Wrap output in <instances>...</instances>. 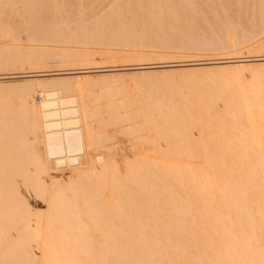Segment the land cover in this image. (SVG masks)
I'll return each mask as SVG.
<instances>
[{"label":"bare ground","instance_id":"obj_1","mask_svg":"<svg viewBox=\"0 0 264 264\" xmlns=\"http://www.w3.org/2000/svg\"><path fill=\"white\" fill-rule=\"evenodd\" d=\"M25 1L26 0H24L23 2L27 4V2ZM27 1H28L27 6L29 5L28 7L29 11L27 13L28 16L29 15L31 16V20H33L31 21L30 19H28L29 25L31 22H33L32 25L35 31L37 30L38 32L44 31V33L45 31H49L50 34L51 32H57L56 34H58L59 36L61 35L60 32L62 30L65 32L64 29L67 30L68 28L70 29L73 20H75L73 22L74 24L77 21L84 22V20L87 21V23H89L88 21L90 19L88 20L87 18L89 17L87 16H92L91 19L92 18L95 19L94 14H96L97 12L102 13L105 10V8L102 7L104 10L98 11L99 10L98 6L100 7V2L98 3L99 4L98 6H96L97 4L95 5L92 4L93 1L96 2V0H78V2L76 1L73 2L74 0L71 1L70 0H27ZM228 1L231 0H227V2ZM70 2L77 3L78 5V7L75 4H74L75 7L73 6L75 10L77 8L76 14L74 13L75 15L71 14L72 4ZM194 2L197 1L194 0ZM212 2H214V0ZM253 2H255L254 5L258 7L257 8L258 11L257 9H255L256 8L255 6H254L255 8L252 7V10L255 9L254 11L259 15L258 17H261L260 20L262 19L264 21V0H253ZM15 3H17L16 0H0V46L4 45L2 44V42H6V40L10 41L11 39L10 37L14 36L10 32L12 30L11 29L12 21L13 24L15 22L14 20H11L10 17L12 16L13 11L15 12L18 11L15 10L14 8ZM183 3L184 0H165V1L164 0L163 1L162 0H109V5L112 4L117 10L124 13L125 10L126 11H129V9L131 11L134 10L133 9L134 6L138 5L139 7L142 8V11H146V12H156L158 11V8H160V10L165 9L164 13H162L164 16L166 15L165 17H168V15L165 14L167 11L166 8L168 7H164V9H162L161 8L163 7L162 5L165 4L169 6L176 5L178 7L180 5L183 6ZM190 3L191 5L193 4L192 1ZM17 4H19V2ZM228 4L230 5L231 3ZM235 4L234 6L236 8L234 9L236 10L237 3ZM184 5L185 7H187L186 4ZM198 5L200 6L201 4ZM16 6L19 7V5ZM238 6L241 5L239 4ZM249 7H251V5ZM249 7L247 8L245 7V10L248 9ZM197 8L199 9L200 7ZM204 8H208V7H204ZM74 9L73 12L75 11ZM172 9L174 10V14H175L176 8L175 9L172 8ZM172 9L171 10L168 9V10L171 12ZM178 9H181V6ZM140 10L139 13H141ZM208 10H210V7L208 8ZM212 10L213 9H211V11ZM235 10L232 11L235 12ZM119 11L118 14L116 15V17L118 16V18L120 16ZM135 11L137 12L138 10ZM135 11L132 12L135 13ZM182 11L181 12L179 11L178 13H183ZM107 12H110V9ZM112 12H110L109 14L111 15ZM188 12L190 11L188 10ZM113 13L116 14L117 12L114 11ZM124 13H122L121 15H123L124 18L123 20L124 24L127 25L126 23L127 19L125 18ZM127 13L129 14L131 12H127ZM144 13L145 12H142V14ZM156 13L157 14L160 13L161 16V11ZM212 13H214V11ZM15 14H17L18 16V13ZM114 14H113V18L111 19L113 20L114 27L115 26L117 27V25H119L116 21L118 18L115 20ZM186 14L187 12L185 13V15ZM189 14H187L186 16H188ZM192 14L195 15V13ZM14 15L13 17H15ZM98 15L99 14L96 15V18L97 17L100 18L101 14L100 16ZM137 15L135 16L137 17ZM148 15L151 16L152 18H154L153 17L154 15L158 16L154 13L151 15L149 13ZM163 15L161 17L163 18L162 19L163 21H159L161 20V18H159L160 16L157 17L159 19L157 21L165 22L166 25L162 23L163 26H167V24L168 25L173 24L174 20L172 21V23H168L169 19L167 18L168 20L167 21L165 17H163ZM236 15H238V13ZM20 16L22 15L19 14V17ZM28 16L26 17L28 18ZM126 16L128 17V15ZM149 16L147 17V15H145L146 19L149 18ZM181 16H183V14ZM253 16L251 17V19H254ZM13 17L11 18L13 19ZM73 17L79 19L78 20H76L75 18L72 19ZM82 17L84 18V20H82ZM145 17L143 18L146 23L147 20L145 19ZM22 18L23 16L20 19ZM175 18H178V16L175 15ZM175 18L173 16V19ZM226 18L227 17H225V19ZM23 19L26 20L25 17ZM104 19L106 20L105 17ZM119 19L122 20V17L120 16ZM130 19L131 18H129L128 20ZM180 19L182 20V17ZM245 19L246 18L244 16L243 20ZM9 20H11V22H9ZM19 20H17L18 23ZM25 20L23 21L21 20V22L23 23ZM105 20L104 22L107 23L109 22L110 19L108 21ZM114 20L116 22H114ZM121 20L120 22H122ZM148 20H151V18H149ZM157 21L155 20V23H158L157 25L161 27L162 24L160 23L161 24L160 25L159 22ZM104 22L100 19L99 25L100 23L101 24L103 23V25H105L106 27L107 24H105ZM22 23L19 25L22 26L23 25ZM73 23L71 28L74 27ZM80 23L81 22H79L78 26L83 24ZM151 23H146V24L153 25V23L152 24ZM85 24H83L82 27H84ZM89 24L85 25L88 26L87 27L88 29L89 26H91ZM108 24L110 30H112L111 28L113 26H110V24L112 23L109 22ZM103 25H101L102 28ZM122 25L123 23L120 26ZM101 26L98 27L97 25V28H101ZM262 26L264 25L262 24ZM105 27L103 28L104 30ZM155 27L156 26H154L152 29L155 30L154 29ZM78 28L79 27H77V29ZM97 28L96 30H98ZM118 29L120 30V28H115L114 31L115 30L118 31ZM121 29L122 30L125 29L124 31H127L126 26ZM149 29L150 31H152L150 27ZM261 29H262L261 31L264 30L263 27ZM98 31H101V29ZM83 32L85 31H82V33ZM109 32L110 31L108 30L107 34ZM119 32L120 31H118V33ZM111 33H109L108 35H110ZM10 34L12 36H9ZM93 34L95 35V33ZM49 35L47 33V36ZM52 35L53 34H51L50 36L52 37ZM85 35H89V34H85ZM97 35L98 33H96V36ZM90 36L91 33L89 37ZM96 36L95 39L97 38ZM108 37L110 38V36ZM239 37L240 36H238V38ZM31 38L32 40H34L33 36H31ZM255 39L256 36L254 35V37L252 36L251 39L248 38L245 39L244 42L247 43L252 42V40L254 41ZM256 40L259 41V38H257ZM89 41H91V39L87 40L86 42ZM51 42L53 41L51 40ZM233 42L234 41H232L231 43ZM244 42H243L244 46H248ZM12 44H13L12 42H9L8 45H12ZM224 45L225 44H222L220 45V47L223 48ZM208 46L210 47L211 45L209 44ZM233 47H234V43H233ZM5 50H2L0 48L1 71L5 70L4 68L7 69V67L3 68L4 64L6 65L7 60L11 59L10 61H12L13 58L11 57L10 59H8V57L12 56L13 53L11 52L12 55H9L10 52L8 54ZM11 51H13V49ZM14 53L16 55V51ZM19 53L22 54L21 52ZM58 55H60V53ZM22 56H24V58L25 57L28 58L27 57L28 54L27 56L25 55ZM16 58H14V60ZM241 59H243V57ZM18 60H19V56H18ZM18 60L16 61L18 62L17 65L20 62L22 65L23 59H21L22 61L21 60L18 61ZM78 61L79 60H77V63ZM259 61L264 62V57L260 56V58L257 59L255 58L254 59L249 58L244 60L239 59L237 61H229V60L222 61L220 58V59H216L214 62L207 63L214 65L216 64L220 66V68H225V69L226 67H228L225 66L227 63H233V62L239 63L240 66L241 64H243L242 66L245 68L248 67L249 71L250 68L251 69L255 68L254 69L255 72L256 70L257 72L256 73L254 72L255 73L254 80L250 81L252 83L248 84L247 87L243 83L244 81L242 80V78L238 74L236 75V73L232 75L233 77H231L230 75L228 77L229 79L226 76L227 78L226 80L224 77L225 75L224 76L222 75V77H224V81L226 85L223 84L224 81H221L222 77H220L219 80V78L216 77V75L212 74L215 77L211 75L212 79H210L209 73L208 72H207L208 74L206 73V68L205 70H203L204 68H199V66L204 65L201 63H187L183 65L188 67L198 66L196 68L197 71L194 68V70L192 69L191 72H188L190 74H187L188 75L187 79H185L186 85L184 84L183 89L180 88L181 87L180 85H179L180 89L178 88L177 90L176 88L175 89L173 88L174 85H172V87L170 88H167L168 84L166 83L168 82L167 80L168 78L165 79L166 83L164 85H167L166 88H162L159 87V85L161 84L160 82H158L159 79L153 77L154 75L152 76L151 79L152 80L158 79L157 85L156 82H150L152 81L151 79L149 81V78L151 76L150 77L147 76L148 78L141 76L142 77L141 82L139 81L140 85H138V88H136L139 89L137 90L138 92L136 91L135 93L133 91L135 95L137 94L136 96L133 95L134 94L133 92L132 94H129L127 93V91H126L127 94H124L125 92H122L121 94L122 96L123 94L124 96L129 94L128 96H131L133 99L139 97V99L136 100L140 102L142 105L136 102V100L133 101L136 102L137 104L133 103V101L130 99L131 97L130 98L127 97V99L131 101L128 102V100H126V103L127 102L128 103L125 107V102H122L121 100L125 98H123L124 96L122 97L120 95L118 98H120L121 102H119L120 100H117V103L119 105H117L114 110H111V112L108 111L107 115L105 116H108L109 114V117L106 120L102 119L104 120V122L102 121V123L106 122V124L111 125L112 127L121 126L122 122L124 123L126 122L127 124L129 123V125L130 123L131 124L133 123L130 129L131 130L134 129L133 132H137L136 134L140 132L141 136L137 135L138 137H140L139 140L140 141L143 140V142H146L144 143V145L148 144L147 146H150V148L147 149L148 147L145 145L147 147L146 152L135 151L136 156L141 158V160L138 159L139 161H131V162L130 161L124 162L123 160V163L122 164L120 163L119 165H117V163L112 161L111 158H113V155L111 157V154L110 155L102 154V153L97 154L98 151L95 152L96 151L95 147L98 148V145L100 146L102 145L104 148L107 149L109 147V145L107 146V144L113 139V137L112 138L110 136L108 137L106 133L102 135L104 130H102L103 132H100V130L96 126L95 119L96 116L98 115V111L100 110L98 109L100 106L97 105L99 103L98 101L99 99L97 98L93 99L94 97H92V95L90 96V94H92L93 92L92 91L93 89L90 87L94 85V83L92 85L87 83L88 85H90V87L87 88L88 86L87 87L82 86L81 84L82 79L80 80V77L81 76L83 77L82 74L89 73V71L88 72L47 71L48 73L39 74V75L29 74V75H21V76L0 77V84L2 83L1 85H3V83H6V81L10 83L16 82V84L24 83L23 85H25V87L23 86L24 88L23 89L21 88L22 91L19 92V95L21 96L19 97L21 99L23 98L22 99L24 101L23 107L26 106L25 107L26 110L23 112L24 114L23 113H22L23 115L19 114L18 117L13 114L14 111H12L14 118H12L13 115L12 117H8L11 115H8L7 113H6L7 115L5 114L6 117H4L3 114L5 112H3L2 115H0V135H2L1 133H4L5 136L3 137L4 139L6 138L4 143L0 145V150L3 151L2 149L5 147L6 149L16 150L15 153L14 151L11 152L12 150H7L6 153L0 152L1 153L0 158L2 157L0 161L1 164L0 166L6 164L8 165L9 168H12L13 166H16L14 165V162L16 160L15 163H17V167L19 169L18 170L16 168L17 177L19 175L18 173L26 174L28 170H30L28 168L29 167L28 165L32 166L31 173L38 175V177L32 175L30 178L27 177L26 178L27 180L23 178L24 181L25 180L26 181L25 182L21 181L22 183H24V185L22 186L21 185L22 183L20 185L21 187H23V190L26 191L25 192L26 194H27V190H25L24 188L25 187L26 189L30 188L31 190V188L33 187L34 190L38 194H40V196L44 195L43 196L45 198L44 201L46 200L45 202L47 203L46 204L47 213H44V215L45 214L46 215L45 216L42 215V218L39 217L38 214L36 216V214H33V212L31 213V208H29L27 201H25V197L19 195L18 192L19 187L16 189V185L18 184L15 183V175H13L14 176L13 179L10 176H9L10 178L7 177L9 178V180L5 179L6 177H4L3 179L2 177H0V194L3 196L1 192L3 188L5 189V187H7V195L8 194L11 195V196L10 195L6 196V194H4L3 196L4 199L8 197L7 199H5L8 201V204L5 203L6 201L3 202L2 200L3 197L0 195L1 198L0 204L1 201L3 203L0 205V207L2 209H5L2 207L3 205L8 209L3 211L5 213H3L2 211L0 212V220L2 219L3 216H7L6 212L12 211L10 209L14 207L13 211L15 210L14 212L15 220H17L18 222L17 224L18 226H20V228L16 225H14L12 228H15V226L18 228V230L17 228L16 230L14 229L15 232H13V234L16 233V231H19V229L21 230L22 235H20L21 238L19 239L21 244L19 246H21L23 252L26 255H28L27 253L28 251L26 250V245H28L30 241L33 242L35 241L37 242L38 248L41 253L40 258L38 260L36 259L37 261H35V259L33 258L34 263L32 259H29L30 257L29 258L22 257V258H25L24 260H26L27 263L29 264L31 263L32 264H264V86H263L264 76L258 73L259 69L261 72L260 65L262 64H256L255 62L260 63ZM81 62L82 61H79V63ZM251 62H254L255 64ZM25 63L26 61L24 62V64ZM19 67H21L20 64ZM166 67L168 68L173 66L161 65V66H156L154 68L165 69ZM138 69L140 70L144 68L132 67L131 70H138ZM231 69H233L232 66ZM212 70L213 69H211L209 72H211ZM110 71H115V70L113 69L99 70V72H108V73ZM184 73H187V71ZM214 73L216 74L217 72ZM166 74H168L167 71ZM205 74H207V76L209 75L208 76L209 78ZM261 76H263V78ZM38 77L41 78L47 77V79L48 78L51 79L46 80V79H40ZM251 77H253V75ZM88 78L89 76L87 78H84L85 80L83 81L86 82L87 80L91 79ZM17 79H21V80L15 81ZM144 79L145 81L143 82ZM217 79L219 82L220 81L221 82L217 83ZM92 80L94 79L92 78ZM97 80L99 81V79ZM174 80L176 79L174 78ZM94 82H96V80ZM113 82L115 83V81ZM49 83H51L50 85L53 84L52 87L49 86L50 88L46 86V84L49 85ZM173 83L175 84L176 82ZM214 83H217L218 86L225 85L224 87L226 86L228 87L229 85V88L228 89L222 88L221 90L220 89L221 87L219 88L217 86L214 87ZM102 84H98V85H102ZM104 85H102V87H104ZM112 85L113 84H111L110 86L115 87V89H117V86H115V84L114 86ZM201 86H204L206 88L207 86H210V89L212 86V89L204 90L206 88ZM109 87L106 88L105 85L104 89L106 88L105 89L106 92L105 91L103 92L104 95H107L106 93H110V95L115 94L118 96V93L123 91L124 88V87L122 88V86L119 87L118 89L120 90L118 91L117 89L118 93L117 92L115 93L116 90L114 88L109 89ZM232 87L235 88V90H233ZM107 89H109L108 92ZM112 90L114 92L111 94ZM100 91H102V89ZM138 93L142 94V96H140V94L138 95ZM101 94L102 93L100 92L99 95ZM35 95L40 98L36 102L35 99H33V96ZM96 96L98 95L96 94ZM106 97L109 98V94ZM116 97L115 98L113 97L112 99H116ZM141 97H142L141 99L142 101L140 100ZM112 99L109 100L106 99L107 103L111 102L112 104L111 101ZM94 100H97L98 102L96 103V101ZM104 100L105 99H103V101ZM100 101H101L100 103H102V100ZM115 102L116 101L113 100V103ZM100 103L99 105H101ZM129 104H133L132 108H134L136 104L137 105L135 107L136 109L134 108L135 110L133 111L134 112L136 110L139 111V113L138 111L136 113L137 116L139 115L137 119L133 118V117H137L134 114L131 117L128 116L130 114L127 115V117L130 118L128 119V121L133 120L132 122L126 121L125 120L126 116L124 115L125 116L124 117L122 116L123 113L119 114L118 112L119 111L118 109L120 108H124L121 110H125L126 108L130 109L131 106L129 107L128 106ZM140 115L142 116V121L139 118ZM137 120L138 122H140V124L138 122L136 123ZM106 124H104V127L106 126ZM128 127L129 126H126L125 129L126 131ZM192 128H194L193 131H195L196 128L199 131V138H197V140L192 139L193 137L192 138L188 137ZM129 131L130 130L128 129L127 132L129 133ZM147 131H150V133H152L153 131V134H155L156 136H159L161 134V138H163L165 140L164 142H166V146L164 145L166 148L162 151H158L157 149H155L154 143H157L160 137L155 138V135L151 137L150 134L148 136L149 132ZM142 132L144 133L147 132V134L146 133L144 134ZM142 134L145 135V137ZM133 135H135V133L132 134V136ZM132 139H134V137ZM248 141H250V143ZM6 142L8 143L9 146L11 145V148L6 146L5 144ZM133 148H134V143H133ZM94 149L95 151H93ZM137 149H138L137 147L134 148V150ZM8 151L11 154H9ZM13 153L14 155L16 154L15 155L16 157L13 155ZM5 155L7 156L10 155L9 158L6 157V160L8 161L13 160L14 162L12 161H10L11 163L9 162L10 164H13V166L9 165L8 161L5 162L4 160L3 162L2 159L3 157L5 159ZM19 155L23 156V158L21 159ZM17 157L18 158L20 157L18 159L19 160L18 162H17ZM20 163H22V165ZM96 163H99L100 167L97 168V166H95ZM20 165L23 168L26 166L25 168L28 169H20L21 167ZM63 166H70V168L75 166L73 168L74 170L71 171L70 169L71 172L70 175L68 176L70 182L68 180L69 183H67L68 184L67 192H70V194L71 193L75 194V196L71 194L72 197H74V200L75 197H79L76 198L77 200L81 199L80 202L76 204L79 206V208H74L78 210V211L76 210L74 211L75 214L71 213L72 211L69 210V209L74 210L72 209L73 208L72 206L73 205L75 206V203L72 204L73 202L72 197H71L72 200H68V201L66 200L67 196L66 194H64L67 190L66 189L64 192V189L66 187H63V190H61L63 191V193L62 192L59 193L58 191H56V189H58L57 186L59 185L57 182H51V184L47 186L44 185L43 180L40 178V174L42 173H46L49 177L48 172L50 170H57V172L63 171L60 170V167L62 168ZM6 167L4 166V168ZM68 168L69 167H67V169ZM14 169L12 168L11 170ZM7 171L8 173H10L9 169H7ZM0 172L4 173L5 171L0 170ZM11 173L13 174V171H11ZM5 180L7 181L5 182ZM55 186L57 188L53 189V187ZM60 189L62 188H59V191ZM54 192H57L58 194ZM12 195H14L15 197V198L13 197L15 199V204L11 205L13 207L9 206V202L13 201V199L11 198ZM65 200L69 203L71 202L70 204L72 205L71 208L70 205H68L69 203L68 204L67 202L65 203ZM64 204H67V207L69 206L68 211L70 212L71 215H69V212H67V207H65ZM1 214H3V216ZM64 214L67 217L69 215L68 217L69 221H67V224L68 222L69 223L72 222L70 221V217L71 220L74 217L75 218L78 217L81 221L82 220L86 221L87 224L85 226L76 225L75 222L72 225L71 224L65 225V223L62 224L61 220L64 221L66 217L62 216L64 217V219H61L60 216ZM12 215L13 214L11 213L10 216ZM57 216L59 217V219H61L60 220L61 223H59L60 221L57 220L58 218ZM56 220L58 223H56L57 225H54V223L52 222H55ZM73 221H76L77 223L78 220L73 219ZM30 222L32 224H34L35 222V224L32 225ZM4 224L7 225L6 222ZM4 224L2 225L0 224V226H3ZM33 227L35 228V230L32 232H36V230H38L39 233H37L38 232L37 231L36 233L33 234L31 232V228L33 229ZM5 228L6 227L4 225V229ZM4 229L3 231H1V234L2 233L4 234L6 230ZM14 236L16 240L17 234H15ZM5 240L4 243L2 242L3 246L2 245L0 246L2 247L6 246V242L9 239H5ZM8 242L11 243V240ZM15 242L12 241V243L14 244ZM10 243L7 244V246L8 245L11 246ZM12 246L14 245L12 244ZM89 253L91 254L89 255ZM24 255L20 253L19 256H24ZM14 256L15 258L18 257V255L17 257L16 255ZM10 259L12 260V258ZM19 260H21V258ZM18 262L17 264L19 263L22 264L21 261L19 263ZM7 264H11V263H7Z\"/></svg>","mask_w":264,"mask_h":264},{"label":"rangeland","instance_id":"obj_2","mask_svg":"<svg viewBox=\"0 0 264 264\" xmlns=\"http://www.w3.org/2000/svg\"><path fill=\"white\" fill-rule=\"evenodd\" d=\"M24 0H19V1H17L16 0V2L18 3L19 2V4H17V3H15L14 4V8H15V10H18L17 12H15V11H13V14H12V16L11 17H13V15L15 14V13H18V16H17V14H15L14 16L15 17H13V19L10 17V19L11 20H14V24H13V21H12V24H11V34L12 35H14L13 37H10L11 39H10V41H8V40H6V42H2V44H4V45H1L0 46V48L2 49V50H5L8 54H9V52H10V54L9 55H12V53H13V55L15 56H9L8 57V59H10L11 57H13L12 58V61H10V60H7V62H6V65L4 64V66H3V68L4 67H7V69L6 68H4L5 70H3V71H1L0 70V77H11V76H21V75H36V74H45V73H48L47 71H49V72H68V71H83V72H88L89 71V73H84V74H82L83 75V77L81 76L80 77V80H81V84H82V86H85V87H87V88H89L90 87V85H88V84H93L94 83V85H92L90 88H92L93 90V92L95 93H93L91 90V92H92V94H90V96L92 95V97H94L93 99H95V98H97V99H99L98 101H99V103L101 102L100 100H102V103H100L101 105H99V103L97 104L98 106H100L98 109H100L99 111H98V115L96 116V119H95V122H96V126L98 127V129L100 130V132H103L102 130H104V132H103V134L102 135H104L105 133L107 134V136L109 137H113V139L107 144V146L109 145V147L106 149V148H104L102 145L100 146V145H98V148L97 147H95V149H96V151H95V149L93 150V151H95V152H97V154L98 153H102V154H111V157H112V155H113V158H111L112 159V161L113 162H115V163H117V165H119L120 163L122 164L123 163V160H124V162H128V161H139V160H141V158H139L138 156H136V152H146L147 151V149H149L150 148V146H147L146 144V146L148 147H146L145 145H144V143H146V142H143V140H139V138L140 137H138L137 135H140L141 136V134H140V132L138 133V134H136L137 132H133V130H131L130 129V127H132L131 125L133 124H131L130 123V125H129V123L127 124L126 122L124 123V122H122V125L124 126H111V125H108V124H106V122L105 123H102V121L104 122V120H106L108 117H109V114H108V116H105V115H107V113H108V111L109 112H111V110H114L115 109V107L117 106V105H119L118 103H117V100H120V98H118L120 95L122 96V92H125L124 94H127V93H129V94H132V92L134 91L135 93H136V91L137 90H139V89H136V88H138V85H140V83H139V81L141 82V79H142V77L141 76H144V77H147V76H151L150 78H149V81H150V79L152 78V76L153 77H156V78H158L159 79V81H158V79H154V80H152V81H150V82H156V85H157V81L158 82H160L161 84L159 85V87H162V88H166V86L167 85H164L166 82V78H168L167 80H168V82L166 83V84H168V86H167V88H170V87H172V85H174V89L176 88V90L179 88V85L181 86L180 88H184L183 86H184V84L186 85V83H185V79H187V74H190V73H188V72H191V70L193 69L194 70V68H195V70H196V68L198 67H188V66H183V65H185V64H187V63H201V64H204V65H201V66H199V68H204L203 70H205V68H206V73L208 72L209 73V77H210V79H212L211 77L213 76V75H216V77H218L219 78V80H220V77H222V75L225 77V80L231 75V77H233L232 75H234V73H236V75L238 74L241 78H242V80L244 81L243 83L246 85V87H247V85L248 84H250V83H252V82H250V81H253L254 80V74L257 72V70H256V72H255V68H250V71H249V69H248V67H243L242 65L243 64H241V66H240V64L239 63H237V62H233V63H227L225 66H228V67H226V69L225 68H220V66H218V65H214V64H207V63H211V62H214L216 59H220L221 58V60L222 61H237V60H244V59H257V58H260V56L262 57H264V30L263 31H261L262 29V27L264 28V26H262V24L264 25V21L261 19L260 20V18L261 17H258L259 15L254 11L255 9H257L258 7H256V5H254L255 4V2H253V0H239V1H237V0H231V1H228L227 2V0L226 1H224V0H214V2H216V3H214V2H212L213 0H195V1H197V2H194V0H191L192 1V5H191V1H189V0H184V3H183V6L182 5H180L181 6V9H178L180 6H176V5H174V6H169V5H167V4H165V5H162L163 7H161L162 9H164V7H168V8H166L167 9V11H169L168 9H172V8H176V13L174 14V10L172 9V11H173V14H172V11L170 12H167L166 11V13L165 14H167L168 15V17H165L162 13H164V11H165V9L164 10H160V8H158V11H156V12H160L161 11V16H160V13L159 14H157L156 12H146V11H142V8L141 7H139L138 5L137 6H134V10H132L133 12L135 11V10H138L137 12L135 11V13H133L130 9H129V11H126L125 10V13L124 12H121V11H119V10H117L112 4V6L111 5H109V0H96V2H94L93 1V3L92 4H97L96 6H98L99 4V2H100V7L98 6V11H103L104 9L103 8H105V10L101 13V12H97L96 14H94L95 15V19H91V17L92 16H87V17H89V18H87L89 21V23H87V21H85L84 20V18L82 17V20H84V22L83 21H79V22H81V23H83V24H85V23H87V24H85V25H91V26H89V29L87 28L88 26H85L84 25V27H82V25L83 24H81V25H79L78 26V24H79V22L77 23V22H75V24L73 23L75 20H73V28H71L72 27V23H71V27H70V29L68 28V30H69V32H68V30L67 29H64L65 30V32H64V34H63V32L61 31H59L60 33H61V35L59 36L58 34H56L57 32H51V34H53L52 35V37L50 36L51 34H50V32L49 31H45V33H44V31H39L38 32V30L37 31H35V29L33 28V25H32V23L33 22H31L30 23V25H29V20L28 19H30L31 20V16H30V18H29V16H28V11H29V5L27 6V4H28V1L26 0L25 2H27V4L26 3H24L23 2ZM71 1V0H70ZM78 2V0H74L73 2ZM104 1V2H103ZM163 1V0H162ZM165 1V0H164ZM186 1H187V3H186ZM189 1V2H188ZM204 1V2H203ZM234 2V4L235 3H237V9L235 10L234 8H236L235 6H236V4H235V6H234V4H233V2ZM242 1V2H241ZM210 2V3H209ZM212 2V3H211ZM221 2V3H220ZM246 2V3H245ZM71 4H72V7H71V10H72V12H71V14L72 15H75L76 14V10H77V8H76V10L73 8V6L75 7V5L78 7V5H77V3H72V2H70ZM110 3H111V1H110ZM189 3H190V6H189ZM198 3V4H201V5H203L204 7H210V10H208V8H204L203 6H199L198 4V6L196 5V4ZM203 3V4H202ZM226 3V4H225ZM228 3H231L230 5L228 4ZM21 4V5H20ZM27 6H25V5ZM75 4V5H74ZM101 4H102V6H101ZM184 4H186V6L187 7H185V5ZM213 4V5H212ZM216 4V5H215ZM223 4V5H222ZM241 5V6H238V5ZM247 4V5H246ZM251 5V7H249L250 5ZM253 4V5H252ZM16 5H19V7L18 6H16ZM22 5H24V6H22ZM227 5V6H226ZM21 6H22V8H21ZM110 6H111V8H110ZM193 6V7H192ZM217 6V7H216ZM219 6V7H218ZM234 6V7H233ZM256 8H255V7ZM26 7V8H25ZM103 7V8H102ZM113 7V8H112ZM135 7H136V9H135ZM169 7H172V8H169ZM189 7V8H188ZM196 7V8H195ZM197 7H200L199 9L197 8ZM224 8V9H222V8ZM228 7V8H227ZM230 7V8H229ZM245 7L247 8V7H249L248 9H246L245 10ZM252 7L253 8H255L254 10H252ZM25 8V9H24ZM28 8V9H27ZM101 8V9H100ZM138 8V9H137ZM140 8H141V10H140ZM185 8H187V9H185ZM192 8H195V9H192V12H191V9ZM227 8V9H226ZM251 8V9H250ZM26 9H27V11H26ZM73 9L75 10L74 12H73ZM108 9V10H107ZM109 9H110V12H114V11H116L117 13L116 14H114L113 12L111 13V15L109 14L110 12H107V11H109ZM132 9V8H131ZM182 9H183V11H182ZM205 9V10H204ZM207 9V10H206ZM211 9H213L212 11H211ZM228 9H229V11H228ZM234 11L235 10V12H233L232 10ZM242 9V10H241ZM24 10V11H23ZM139 10H140V12L141 13H139ZM186 10V11H185ZM188 10L190 11V12H188ZM198 12H196V11ZM198 10H200V11H198ZM226 10V11H225ZM249 10V11H248ZM19 11H21V12H19ZM26 11V12H25ZM118 11H119V15L122 17V20L121 19H119L120 18V16H119V18H118V16L116 17V15L118 14ZM163 11V12H162ZM183 12V13H178V12ZM194 11V12H193ZM214 11V13H212ZM221 13H220V12ZM225 11V12H224ZM240 13H239V12ZM251 11V12H250ZM255 12V13H253V12ZM257 11H258V9H257ZM15 12V13H14ZM127 12H131V13H127ZM142 12H145L144 14H142ZM187 12V14H189V13H195V15L194 14H189L188 16H186L185 15V13ZM201 12V13H200ZM208 12H210V13H208ZM220 13V15H219V13ZM223 12V13H222ZM230 12H232V13H230ZM244 12V13H243ZM26 15H25V14ZM30 13V12H29ZM75 13V14H74ZM122 13H124L125 14V18L127 19V25H125L124 24V18H123V15H121ZM138 15H137V14ZM150 13V15L151 14H156V15H158V16H153L154 18H152L151 16H149L148 14ZM216 13V14H215ZM227 13V14H226ZM229 13V14H228ZM238 13V15H236ZM241 13H242V15H241ZM247 13V14H246ZM19 14L20 15H22L23 16V18L25 17L26 18V20H28V21H26L25 19H20L22 16H20L19 17ZM97 14H99L98 16H100V14H101V16H100V18L99 17H97L96 18V15ZM113 14L115 15V20L117 21V23L119 24V25H117V27L115 26L114 27V25H113V20L111 19V18H113ZM141 16H140V15ZM169 14H171V15H169ZM183 14V16H181ZM206 14V15H205ZM71 15V16H72ZM126 15H128V17L126 16ZM135 15H137V17L135 16ZM145 15H147V17L149 16V18H151V20L153 21H151V20H148L149 18H147L146 19V17H145ZM162 15H163V17H165V19L167 20V18L169 19V21H168V23H172V21L174 20V22H173V24H170V25H168L167 24V26H163V24H165L166 25V23L165 22H159V21H163L162 19L163 18H161L162 17ZM175 15L176 16H178V18H175ZM228 15V16H227ZM240 15V16H239ZM248 15V16H247ZM253 15H255V16H253ZM26 16H28V18L26 17ZM106 18V20L108 21L109 19V22L110 23H112V24H110V26H113L111 29L112 30H110V27L108 26L109 24V22H104V17ZM131 16V17H130ZM132 16H133V18H132ZM140 16V17H139ZM160 16V17H159ZM172 16V17H171ZM173 16H174V18L176 19V21H175V19H173ZM189 16H191V17H189ZM219 16V17H218ZM244 16H245V18L248 20H243L244 19ZM253 16V18L254 19H251V17ZM76 17V16H75ZM75 17H73L72 19H74ZM85 17V16H84ZM110 17V18H109ZM139 17V18H138ZM143 17H145V19L147 20V22L146 23H153V25H147L146 23H145V21H144V18ZM157 17H159V18H161V20H159ZM182 17V20L180 19ZM209 17V18H208ZM225 17H227L226 19H225ZM239 17V18H238ZM18 18V19H17ZM99 18V19H98ZM107 18H109V19H107ZM129 18H131L130 20H128ZM134 18H137V19H134ZM142 18H143V20H142ZM186 18V19H185ZM189 18V19H188ZM191 18V19H190ZM213 18V19H212ZM215 18V19H214ZM221 20H220V19ZM249 18V19H248ZM255 18H258V19H255ZM20 19V20H19ZM76 19V18H75ZM79 19V18H78ZM78 19H76V20H78ZM100 19L105 23V24H107L106 25V27H105V25H103V23L101 24L100 23V25H99V21H100ZM104 19V20H103ZM164 19V20H165ZM178 19H180V20H178ZM217 19V20H216ZM219 19V20H218ZM237 19V20H236ZM11 20H9V22H11ZM17 20H19V23H18V21ZM21 20L23 21V20H25L23 23L21 22ZM98 20V21H97ZM105 20V21H106ZM114 20V22H116ZM120 20L122 21V22H120ZM132 20H133V22H132ZM138 20V21H137ZM155 20L157 21V20H159V21H157V22H159V24L161 23H163L162 25H161V27L160 26H158L157 24L158 23H155ZM178 20V21H177ZM226 20V21H225ZM228 20V21H227ZM259 20V21H258ZM31 21H33V20H31ZM94 21H96V22H94ZM129 21H131V22H129ZM148 21H150V22H148ZM250 21H251V23H250ZM254 21V22H253ZM256 21V22H255ZM261 21H263V22H261ZM17 22V23H16ZM27 24H26V23ZM98 22V23H97ZM129 22V23H128ZM176 22V23H175ZM188 22V23H187ZM202 22V23H201ZM205 22V23H204ZM218 22V23H217ZM232 22V23H231ZM234 22V23H233ZM236 22V23H235ZM260 22V23H259ZM23 24L22 26L21 25H19V24ZM123 23V25L122 26H120L121 24ZM151 23V24H152ZM181 23V24H180ZM195 23V24H194ZM204 23V24H203ZM208 23V24H207ZM225 23V24H224ZM229 23V24H228ZM24 24H26V25H24ZM77 24V25H76ZM145 24V25H144ZM202 24V25H201ZM255 24V25H254ZM261 24V25H260ZM17 25V26H16ZM28 25V26H27ZM97 25H98V27H100L101 25H103V28L105 27V30L102 28V26H101V28H97ZM116 25V24H115ZM171 25H173V26H171ZM174 25H176V26H174ZM20 26V27H19ZM24 26V27H23ZM70 26V25H69ZM81 26V27H80ZM119 26V27H118ZM127 27V31H124L125 29H121V28H124V27ZM139 26V27H138ZM154 26H156L154 29L156 30V28H157V30L155 31V30H153L152 28ZM228 26V27H227ZM262 26V27H261ZM77 27H79L78 29H77ZM98 29V30H100L101 29V31H98V30H96V28ZM109 27V28H108ZM149 27L152 29V31H150V29H149ZM175 27V28H174ZM184 27V28H183ZM253 27V28H252ZM13 28H14V30H13ZM30 28V29H29ZM31 28H33V29H31ZM83 28V29H82ZM86 28H87V30H86ZM94 28V29H93ZM115 28H120V30L118 29V31H120L119 33H118V31H114V29ZM162 28H163V30H162ZM166 28H168V29H166ZM172 30H171V29ZM204 28V29H203ZM209 28V29H208ZM229 28V29H228ZM74 29V30H73ZM90 29H91V31H90ZM110 31L109 33H111V32H113V33H111L110 35H108L107 34V31L108 30ZM161 30V33H160V30ZM181 29V30H180ZM198 29V30H197ZM212 29V30H211ZM221 29V30H220ZM231 29V30H230ZM77 30V31H76ZM80 32H79V31ZM198 32H197V31ZM214 30V31H213ZM255 30V31H254ZM257 30V31H256ZM260 30V31H259ZM15 31V32H14ZM23 31H24V33H23ZM26 31V32H25ZM82 31H85V32H83L82 33ZM176 31H178V32H176ZM222 31V32H221ZM13 32H14V34H13ZM38 32V33H40V34H38L37 33V36H38V38L39 39H41V40H39L38 38H37V36H36V33ZM48 33V35L49 36H47V33ZM75 32V33H74ZM91 33V36L89 37V35H90V33ZM101 32H103V33H101ZM115 32H117V33H115ZM255 32V33H254ZM261 32V33H260ZM23 33V34H22ZM32 33V34H31ZM68 33V34H67ZM78 33H79V35H78ZM82 33V34H81ZM93 33H95V35L93 34ZM96 33H98V35L96 36ZM100 33H101V35H100ZM126 33V34H125ZM183 33H184V35H183ZM215 33V34H214ZM217 33H218V35H217ZM228 33V34H227ZM261 35H263V36H261ZM9 35V36H12V35ZM27 34V35H26ZM30 34V35H29ZM35 34V35H34ZM41 34H42V36H41ZM44 34V35H43ZM46 34V35H45ZM70 34V35H69ZM73 34H75V35H73ZM85 34H89V35H85ZM93 34V35H92ZM207 34V35H206ZM19 35H20V37H19ZM40 35V36H39ZM55 35V36H54ZM66 35V36H65ZM84 35H85V37H87V38H85L84 37ZM114 35V36H113ZM213 35H215V36H213ZM237 35V36H236ZM254 37V35L256 36V39L257 38H259V41H257L256 39L254 40L255 41V43H254V41L252 40V42H244L245 41V39H251V37L252 36ZM260 35V36H259ZM18 36V37H17ZM28 36V37H27ZM31 36H33V39L35 40H32V38H31ZM44 36V37H43ZM69 36V37H68ZM77 36V37H76ZM80 36V37H79ZM95 36L97 37L96 39H95ZM100 36V37H99ZM103 36V37H102ZM105 36V37H104ZM108 36H110V38L108 37ZM116 36V37H115ZM208 36V37H207ZM210 36V37H209ZM238 36H240L239 38H238ZM243 36V37H242ZM246 36V37H245ZM16 37V38H15ZM46 37V38H45ZM49 37V38H48ZM57 37H60V38H57ZM82 37V38H81ZM89 37V38H88ZM92 37V38H91ZM207 37V38H206ZM216 37V38H215ZM245 37V38H244ZM262 37V38H261ZM13 38H14V40H13ZM24 38H26V39H24ZM31 38V39H30ZM55 38H56V40H55ZM67 38V39H66ZM105 38V39H104ZM200 38V39H199ZM220 38V39H219ZM36 39H37V41H36ZM44 39V40H43ZM53 41V42H51V40ZM54 39V40H53ZM58 39H59V41H58ZM65 39V40H64ZM89 39H91V41H89V42H86L87 40H89ZM95 40V42H94V40ZM188 39V40H187ZM240 39V40H239ZM12 40V41H11ZM28 40H29V42H28ZM86 40V41H85ZM98 40H100V41H98ZM182 40V41H181ZM204 40V41H203ZM222 40V41H221ZM61 41V42H60ZM82 41V42H81ZM128 41V42H127ZM190 43H189V42ZM209 41H210V43H209ZM232 41H234L233 43H234V47H233V43H231ZM9 42H12L13 44V46L12 45H8L9 44ZM23 42V43H22ZM43 42V43H42ZM45 42V43H44ZM181 42V43H180ZM201 42V43H200ZM214 42V43H213ZM243 42L245 43V44H247L248 46H244V44H243ZM257 42V43H256ZM7 43V44H6ZM21 43V44H20ZM27 43V44H26ZM49 43V44H48ZM81 45H80V44ZM90 43V44H89ZM198 43V44H197ZM212 43H213V45H212ZM225 44L224 46H223V48H221L220 47V45H222V44ZM11 44V43H10ZM20 46H19V45ZM45 44V45H44ZM52 44V45H51ZM61 44V45H60ZM72 44V45H71ZM85 44V45H84ZM188 44V45H187ZM211 45L210 47L208 46V45ZM219 44V45H218ZM238 44H239V46H238ZM68 45V46H67ZM99 45V46H98ZM201 45V46H200ZM226 45H228V46H226ZM230 45V46H229ZM243 45V46H242ZM262 45V46H261ZM22 46H24V47H22ZM29 46V47H28ZM84 46V47H83ZM233 48H232V47ZM28 47V48H27ZM32 47V48H31ZM60 47V48H59ZM229 47V48H228ZM242 47V48H241ZM206 48V49H205ZM226 48V49H225ZM231 48V49H230ZM243 48H245V49H243ZM251 48V49H250ZM13 49V51H11ZM22 49V50H21ZM7 50H9V51H7ZM17 50H18V53H17ZM21 50V51H20ZM24 50H25V52H24ZM29 50V51H28ZM54 50V51H53ZM196 50V51H195ZM203 50V51H202ZM16 51V55H17V58H16V55H15V52ZM60 53V55H58L59 53ZM65 51V52H64ZM12 52V53H11ZM19 52H21L22 54H20ZM28 52V53H27ZM39 52V53H38ZM80 52H83V53H80ZM85 52V53H84ZM255 52H257V53H255ZM259 52V53H258ZM24 53V54H23ZM26 53V54H25ZM92 53V54H91ZM263 53V54H262ZM27 54H28V56H27ZM38 54V55H37ZM52 54V55H51ZM259 54H262V55H259ZM22 55H25V56H27L28 58H24V56H22ZM78 55V56H77ZM18 56H19V60H21V59H23V61H22V65H21V62L19 63L20 64V66L22 67H19V64L17 65V63L18 62H16L17 60H18ZM22 56V57H21ZM82 56V57H81ZM259 56V57H258ZM53 57V58H52ZM87 57V58H86ZM243 57V59H241ZM249 57V58H248ZM14 58H16L15 60H14ZM90 58V59H89ZM223 58V59H222ZM26 59V60H25ZM31 59V60H30ZM92 59V60H91ZM14 60V61H13ZM18 60V61H19ZM64 60V61H63ZM77 60H79V61H82L81 63H79V61H78V63H77ZM84 60H86V61H84ZM88 60V61H87ZM26 61V63L24 64V62ZM34 61H35V64H34ZM60 61V62H59ZM65 61H66V63H65ZM68 61H70V62H68ZM72 61V62H71ZM83 61H84V63H83ZM16 62V63H15ZM50 62V63H49ZM260 62V61H259ZM261 62H263V61H261ZM258 63V62H255L256 64H262V65H260L261 66V72H260V69H259V71H258V73H260V75H263L264 76V74H263V72H264V62L263 63ZM14 63V64H13ZM30 63V64H29ZM251 63H254V62H251ZM254 63V64H255ZM11 64V65H10ZM42 64V65H41ZM47 64V65H46ZM17 65V66H16ZM161 65H169V66H173V67H166L165 69H158V68H154V67H156V66H161ZM245 65V64H244ZM231 66H232V68L233 69H231ZM233 66H236V67H233ZM132 67L133 68H135V67H137V68H144V69H138V70H131L132 69ZM146 67V68H145ZM147 67H148V69H147ZM243 67V68H242ZM1 68V67H0ZM18 68H21V69H18ZM191 68V69H190ZM209 68V69H208ZM260 68V67H259ZM104 69H113V70H115V71H110L109 73L108 72H99V70H104ZM190 69V70H189ZM208 69V70H207ZM211 69H213L212 71H214V72H217L216 74L214 73V72H209ZM222 69V70H221ZM237 69V70H236ZM242 69V70H241ZM170 70V71H169ZM199 70V69H198ZM220 70V71H219ZM241 70V71H240ZM166 71H167V73L168 74H166ZM187 71V73H184V72H186ZM197 71V70H196ZM195 71V72H196ZM234 71V72H233ZM237 71H239V72H237ZM263 71V72H262ZM144 72V73H143ZM154 72V73H153ZM164 72V73H163ZM173 72V73H172ZM192 72H194V71H192ZM233 72V73H232ZM255 72V73H254ZM156 73V74H155ZM170 73V74H169ZM183 73V74H182ZM207 73V74H208ZM220 73V74H219ZM243 73V74H242ZM262 73V74H261ZM88 74V75H87ZM160 74V75H159ZM177 74V75H176ZM207 74H205L206 76H207ZM213 74V75H212ZM114 75V76H113ZM156 75V76H155ZM212 75V76H211ZM218 75V76H217ZM253 75V77H251ZM74 76V75H73ZM78 76H80V75H78ZM85 76V77H84ZM89 76V78H91L90 80H87L86 82L85 81H83V80H85L84 78H87V77ZM91 76V77H90ZM95 76H96V78H95ZM100 76V77H99ZM168 76V77H167ZM170 76V77H169ZM194 76H197V75H194ZM207 76V77H208ZM226 76H227V78H226ZM263 76H261L262 78H263ZM160 77V78H159ZM190 77V76H189ZM191 77H193V76H191ZM202 77H203V75H202ZM205 77V76H204ZM208 77V78H209ZM213 77H215V76H213ZM224 77H222L221 78V81H224ZM245 79H244V78ZM38 78H40V79H46V80H50L51 78H48L47 79V77H43V78H41V77H38ZM88 78V79H89ZM92 78L94 79V80H92ZM148 78V77H147ZM174 78L176 79V80H174ZM97 79H99V81L97 80ZM229 79V78H228ZM20 81L21 79H17V80H15V81ZM96 80V82H94ZM112 80V81H111ZM171 80H173V81H171ZM178 80H180V81H178ZM184 82H183V81ZM263 80V79H262ZM113 81H115V83L113 82ZM145 81V79L143 80V82ZM148 81V80H147ZM212 81V80H211ZM213 81H215V80H213ZM220 81V82H221ZM82 82H84V83H82ZM109 82V83H108ZM136 82V83H135ZM171 84H170V83ZM173 82H176L175 84L173 83ZM178 82H179V84H178ZM181 82V83H180ZM219 81H218V79H217V83H220ZM249 82V83H248ZM9 83V84H8ZM17 83H19V82H17ZM78 83V82H77ZM79 83H80V81H79ZM78 83V84H79ZM86 83V84H85ZM88 83V84H87ZM97 83V84H96ZM103 83V84H102ZM135 83V84H134ZM183 83V84H182ZM217 83H214V87L215 86H217L218 88L219 87H221L220 89L222 90V88H229V85H228V87L226 86V87H224L225 85H226V83H225V81L223 82V84H225V85H219L218 86V84ZM263 83H264V81H263ZM262 83V84H263ZM2 84V83H1ZM0 84V85H1ZM24 84V83H23ZM22 83H19V84H16V82H14V83H10V82H8V81H6V83H3V85H1L0 86V115H2L3 114V112H5L3 115H4V117H6L5 116V114L7 113L8 115H11V116H8V117H12V115L14 114V115H16L17 117L19 116V114H21V115H23L24 113V111L26 110V106L25 107H23V103H24V101L19 97V96H21V95H19V92H21L22 90H21V88L23 89L24 87H25V85H23ZM51 83H49V85L48 84H46V86L47 87H49V86H53V84L52 85H50ZM84 84V85H83ZM97 85V87H96V85ZM98 84H102V85H106V88L107 87H109L111 84H113L112 86H114V84H115V86H117V89L119 88V87H121L122 86V88H123V91H121L120 93H118V91L120 90V89H118V91H117V89H115V87H109V89H115L116 91H115V93L117 92L118 93V96L117 95H115V94H113V95H110V93H106L107 95L109 94V98L108 97H106L107 95H104V91L106 92V88L104 89V87H105V85H104V87H102V85H98ZM122 84V85H121ZM143 84V83H142ZM182 84V85H181ZM80 85V84H79ZM120 85V86H119ZM137 85V86H136ZM213 85V84H212ZM243 85V84H242ZM245 85H244V87H245ZM24 86V87H23ZM81 86V85H80ZM93 86H95V87H93ZM98 86H100V87H98ZM177 86V87H176ZM189 86H190V84H189ZM223 86V87H222ZM264 86V85H263ZM128 87V88H127ZM201 87H204V86H201ZM50 88V87H49ZM99 88V89H98ZM102 89V91H100L101 89ZM121 88V89H122ZM126 88V89H125ZM179 88V89H180ZM204 88H206V87H204ZM233 88V87H232ZM95 89V90H94ZM109 89H107V92H108V90ZM202 89V88H201ZM211 89H212V86H211ZM210 89V86H207V88L206 89H204V90H211ZM230 89H231V87H230ZM132 90V91H131ZM233 90H235V88H233ZM98 91V92H97ZM126 91H127V93H126ZM2 92V93H1ZM102 93L101 95H104V96H101V95H99V93ZM114 91L112 90L111 91V94L113 93ZM133 92V93H134ZM138 92V91H137ZM135 93L133 94L134 96H136L135 95ZM96 94L98 95V96H96ZM124 94H123V96H124ZM128 94V95H129ZM140 93H138V95H139ZM144 94V93H143ZM3 95V96H2ZM115 95V96H114ZM128 95H125L123 98H125V99H121L122 100V102H125V107H126V105H127V103L129 102V101H133V100H138L139 99V97L138 98H135V99H133L131 96H128ZM96 96V97H95ZM111 96V97H110ZM117 96V97H116ZM140 96H142V94H140ZM99 97H102L103 99H107V100H109V99H112L113 97L115 98L116 97V99H112L111 101H112V104H111V102H108L107 103V100L104 102L103 101V99L102 98H99ZM127 97L128 98H130L131 100H129V99H127ZM2 98V99H1ZM118 98V99H117ZM145 98V97H144ZM33 99H35V102L36 101H38L40 98L38 97V96H33ZM142 99V97L140 98V100ZM113 100L114 101H116L115 103H113ZM121 100L119 101V102H121ZM126 100H128V102L126 103ZM136 100V102H138ZM144 100V99H143ZM23 101V102H22ZM94 101H96V103L98 102L97 100H94ZM142 101V100H141ZM22 102V103H21ZM136 102H134L133 101V103H136ZM18 103V104H17ZM132 103V102H131ZM138 103H140V102H138ZM142 103H144V102H142ZM105 104V105H104ZM107 104V105H106ZM137 104V103H136ZM135 104V107L137 106ZM16 105H20V106H14ZM140 105H142L141 103H140ZM108 106V107H107ZM129 107L131 106V108H132V106H133V104H129L128 105ZM23 107V108H22ZM134 107V108H135ZM12 108V109H11ZM25 108V109H24ZM128 109V108H126L125 110H121V109H124V108H120V109H118L119 111V114L120 113H123V115L122 116H124L126 119V121H128V119H130V118H128L127 117V115L128 114H130V115H128L129 117H131V116H133V114L135 115V116H137V111L138 110H136L135 112L133 111V110H135L134 108H132V109ZM138 108V107H137ZM21 109V110H20ZM102 109V110H101ZM12 111H14L13 112V114H12ZM121 111V112H120ZM9 112V113H8ZM11 112V113H10ZM17 112V113H16ZM23 113V114H22ZM138 113H139V111H138ZM6 114V115H7ZM14 115H13V117L12 118H14ZM139 116V115H138ZM138 116L137 117H133V118H138ZM16 117V118H17ZM140 120L142 121V116L140 115ZM102 119H104V120H102ZM131 120H132V118H131ZM139 120V121H140ZM124 121V120H123ZM133 121V120H132ZM132 121H128V122H132ZM138 122V120L136 121V123ZM135 123V124H136ZM139 124H140V122H138ZM104 124H106V126L104 127ZM124 124H127V125H124ZM134 124V125H135ZM102 125V126H101ZM101 126V127H100ZM126 126H129L128 127V129L130 130L129 131V133L127 132L128 131V129H127V131L125 130L126 129ZM105 128V129H104ZM124 128V129H123ZM194 130V128H192L191 129V132L189 133V135H188V137H193L192 139H196L197 140V138H199V131H198V129L196 128L195 129V131H193ZM124 131V132H123ZM126 131V132H125ZM154 131V130H153ZM153 131H152V133H150V131H147V132H149L148 133V136H149V134L151 135V137L152 136H154L155 134H153ZM109 132V133H108ZM130 132H131V134H130ZM147 132H145L146 134H147ZM111 133H113V134H111ZM126 133H128V134H126ZM135 133V135H133L132 136V134H134ZM142 133H144V132H142ZM144 133V134H145ZM155 133V132H154ZM161 133V132H160ZM2 135H0L1 137H0V145L1 144H3L4 143V141L6 140V138L4 139V137L3 136H5L4 135V133H1ZM122 134V135H121ZM124 134V135H123ZM126 134V135H125ZM129 134H130V136H129ZM153 134V135H152ZM143 135V134H142ZM191 135H193V136H191ZM129 136V137H128ZM144 137H145V135H143ZM147 136V135H146ZM118 137V138H117ZM127 137V138H126ZM134 137V139H132ZM156 137H160V139H158V141H157V143H154V147H155V149H157L158 151H162V150H164L166 147V142H164L165 140L163 139V138H161V134L159 135V136H156L155 135V138ZM195 137V138H194ZM9 138H11V137H9ZM13 138V137H12ZM124 138V139H123ZM191 139V140H192ZM127 140V141H126ZM139 141V142H138ZM194 141V140H193ZM137 142V143H136ZM249 143H250V141H248ZM133 143H134V148L135 147H137L138 149L137 150H134V148H133ZM6 144V146L7 147H10L11 148V145L9 146L8 145V143L6 142L5 143ZM112 146H111V145ZM140 144V145H139ZM116 145V146H115ZM138 145V146H137ZM157 145V146H156ZM165 145V146H164ZM145 146V147H144ZM101 147V148H100ZM103 147V148H102ZM125 147V148H124ZM157 147V148H156ZM164 147V148H163ZM114 148V149H113ZM141 148V149H140ZM147 148V149H146ZM2 149V148H1ZM98 149V150H97ZM105 149V150H104ZM124 149V150H123ZM132 149V150H131ZM3 151H1L0 150V152H7V150H12L11 152H13L14 151V153H15V149H6V147L5 148H3L2 149ZM111 150V151H110ZM134 150V151H133ZM18 151V150H17ZM106 153H105V152ZM122 151V152H121ZM136 151V152H135ZM94 152V153H95ZM108 152V153H107ZM113 152V153H112ZM8 153L9 154H11L9 151H8ZM14 153H13V155H14ZM20 153V152H19ZM18 153V154H19ZM1 154V153H0ZM96 154V153H95ZM4 155V154H3ZM8 155V154H7ZM7 155H5V159H4V157H3V162H4V160H5V162L6 161H8V160H6V157H8L9 158V156H7ZM16 155V154H15ZM14 155V156H15ZM20 156V155H19ZM134 156V157H133ZM12 157V156H11ZM16 157V156H15ZM14 157V158H15ZM21 157V159L23 158V156H20ZM19 157V158H20ZM2 158V157H1ZM1 158H0V161H1ZM18 157H17V162L19 161L18 159H19ZM13 159V158H12ZM20 159V160H21ZM25 159V158H24ZM23 159V160H24ZM30 159V158H29ZM139 159V160H138ZM22 160V161H23ZM143 160V159H142ZM10 161H12V162H14L13 160H10ZM10 161H8V164L9 165H11V166H13V164H10L11 162ZM21 161V162H22ZM10 162V163H9ZM15 162H16V160H15ZM14 162V165H16V166H13L12 168L14 169V167H15V169L17 168L18 169V167H17V163H15ZM21 165H22V163H20ZM1 165V164H0ZM20 165V166H21ZM53 165V164H52ZM100 164L99 163H96L95 164V166H97V168L98 167H100L99 166ZM3 166V167H2ZM2 166H0L1 168H0V170H4L5 172L3 173V172H0V177H2V179L4 178V177H6L5 179H7V180H9V178L10 177H12V179L14 178V176L13 175H15V183H17L18 185H16V189L18 188V192H19V195L20 196H22V197H25V201H27V204H28V206H29V208H31V213L33 212V214H36V216H37V214L39 215V217H41L42 218V215H44V213H47L46 211V200L44 201V195H41L40 196V194H38L35 190H34V188L32 187L31 188V190H30V188H27L26 189V185L24 186L25 188V190H27V194L25 193L26 191H24L23 190V187H21V185L23 186L24 185V183H22V182H25L27 179V177H31L32 175L33 176H37L38 177V175H36V174H32L31 172H32V166H30V165H28L27 167L30 169V170H28V174L26 173H18L19 175H18V177H17V169L14 171V170H11L12 168H9L8 167V165H2ZM4 166L7 168V169H9V172L10 173H8V171H7V169L6 168H4ZM19 166V167H20ZM24 166V165H23ZM22 167V166H21ZM20 167V169H28V168H21ZM67 167H69L68 169H67ZM75 166H73V167H71L70 168V166H63L62 168L60 167V170H63V171H58L57 172V170H50L49 172H48V174H49V177H48V175L46 174V173H42V174H40V178L43 180V183H44V185H49V184H51V182H57L59 185L57 186L58 187V189H56L57 187L55 186V187H53V189H56V191H58L59 193H63V191H61V190H63V187H66L65 189H64V192H65V190L67 189V186H68V184L67 183H69L70 182V179L68 178V176L70 175V172L72 171V170H74L73 168H74ZM70 169H71V171H70ZM13 171V174L11 173V171ZM19 170V169H18ZM58 170H59V168H58ZM6 171H7V173H6ZM14 172H15V174H14ZM7 174V175H6ZM11 174V175H10ZM31 174V175H30ZM21 175V176H20ZM24 175H26V176H24ZM28 175V176H27ZM10 176V177H9ZM7 177H9V178H7ZM22 177V178H21ZM52 177H54V178H52ZM17 178V179H16ZM19 178V179H18ZM26 179L25 181H24V179ZM66 178H67V180H66ZM22 179V180H21ZM61 179H62V181H61ZM7 180H5V182L7 181ZM68 180H69V182H68ZM22 181V182H21ZM22 183V184H21ZM60 183H61V186H60ZM21 184V185H20ZM63 184V185H62ZM54 185V184H53ZM50 187V186H49ZM52 188V187H51ZM59 188H62V189H60V191H59ZM52 189V190H53ZM5 190V191H4ZM33 190V191H32ZM68 191V189L66 190V192L64 193V194H66V200L68 201V200H72V198H73V202H72V204H74L75 203V206L73 205H70L71 204V202L69 203V202H67L66 200H65V203L67 202V204L68 205H70V208H71V206L73 207L72 209H74V208H79V206L78 205H76L77 203H79L80 202V200L81 199H76V198H79V197H75V200H74V197H72V195H74L75 196V194L74 193H71L70 194V192H67ZM53 192V191H52ZM2 194H3V196H4V194H6V196H8V195H10V194H8L7 195V187H5V189L3 188V190H2V192H1ZM54 193H57V192H54ZM53 193V194H54ZM58 194V193H57ZM68 194V195H67ZM1 195V194H0ZM2 196V195H1ZM2 196V197H3ZM11 196V195H10ZM9 196V197H10ZM70 196V197H69ZM14 197V195H12V199H13V201H10L9 202V206H11V205H14L15 204V197ZM21 197V198H22ZM72 197V198H71ZM8 198V197H7ZM7 198H5V199H7ZM68 198V199H67ZM4 199V197H3V202H5V203H7L8 204V201L7 200H5ZM24 199V198H23ZM0 200H1V198H0ZM8 200H10V199H8ZM75 201H77V202H75ZM12 202H14V203H12ZM11 203V204H10ZM1 204H3L2 203V201H1ZM0 204V205H1ZM67 204H64V206L65 207H67ZM76 206H78V207H76ZM2 207L3 208H5V209H2L1 207H0V212L2 211H4V210H6L7 209V207H4L3 205H2ZM11 207H13V206H11ZM10 207V208H11ZM64 207V208H65ZM14 208V207H13ZM13 208L12 209H10V210H12V211H8V212H6V215L7 216H9V217H11V218H9V217H7V216H3V214H1L3 217H2V219L0 220L1 222H0V224L2 225V224H4L5 222L7 223V225L6 224H4L5 225V229H4V225L3 226H0V236L3 234H1V231H3V229L5 230V232H4V234L0 237L1 238V240H0V245H2V242L4 243L6 240L5 239H9V240H7V242H6V246L5 247H2V246H0V264H7V263H13V264H17V262H18V260L21 258V260H19V262L21 261V263L22 264H29V263H27V261L26 260H24L26 257L27 258H29V259H32V261H33V263H34V259H35V261H37L39 258H40V255H41V253H40V250H39V248H38V244H37V242H33V241H30V243L28 244V245H26V250L28 251L27 253H28V255H26L24 252H23V249H22V247L21 246H19L20 244H21V242H20V238H21V236L20 235H22V233H21V230L19 229V231H16V233H14L13 234V232H15V230H16V226H18V222H17V220H15V214H14V212H15V210L13 211ZM35 210V211H33V210ZM66 209V208H65ZM68 209H69V206L67 207V212H69L68 211ZM8 210V209H7ZM70 211H72L71 213H74V211L76 210V209H74V210H71V209H69ZM76 211H78V210H76ZM36 212H38V213H36ZM66 212V213H67ZM3 213H5V212H3ZM13 214L12 216H10V214ZM63 213H65V212H63ZM62 213V214H63ZM75 214V213H74ZM74 214H73V216H74ZM46 215V214H45ZM44 215V216H45ZM69 215H71L70 214V212H69ZM69 215H68V217H69ZM62 216H65L66 218V221H65V219H64V217H62ZM58 217V216H57ZM61 217V219H64V221L63 220H61V219H59V217L57 218V220L58 221H62V224H64L65 223V225H68V224H73L74 222H75V224L76 225H81V226H85L86 224H87V222L86 221H81L78 217H74L73 219H75V220H78L77 221V223H76V221H73V219L71 220V217H70V221H72L71 223H69L68 222V224H67V221H69V218L64 214V215H61L60 216ZM68 218V219H67ZM57 220L55 221V222H52V223H54V225H57L56 223H58L57 222ZM4 221V222H3ZM11 221V222H10ZM61 221L59 222V223H61ZM3 222V223H2ZM31 223V222H30ZM32 223H33V221H32ZM31 223V224H32ZM10 224V225H9ZM34 224H35V222H34ZM34 224H32V225H34ZM74 224V225H75ZM14 225H16L15 226V228H12ZM20 225V224H19ZM19 228H20V226H18ZM11 229V230H10ZM13 229V230H12ZM15 229V230H14ZM17 230H18V228H17ZM35 230V228L33 227V229L31 228V232L32 231H34ZM38 230H36V232H37ZM9 232V233H8ZM36 232H32L33 234L34 233H36ZM11 233V234H10ZM20 233V234H19ZM37 233H39V231L37 232ZM15 234H17V241L15 240ZM11 235V236H10ZM6 236V237H5ZM11 237V239H10V237ZM18 236H20V237H18ZM12 239H14V240H12ZM5 240V241H4ZM11 240V243L10 242H8V241H10ZM12 241H16L15 242V244L14 243H12ZM31 242H32V245H31ZM10 243V245L11 246H7V244H9ZM12 244L14 245V246H12ZM17 244V245H16ZM35 244V245H34ZM17 246H19V247H17ZM31 246V247H30ZM36 246V247H35ZM9 247V248H8ZM29 247V248H28ZM1 248H2V250H1ZM17 248V249H16ZM31 250H32V252H31ZM20 253L22 254V255H24V256H19L20 255ZM24 253V254H23ZM30 253V254H29ZM91 253H89V255H90ZM14 255H16V257H17V255H18V257L17 258H15V256ZM31 255V256H30ZM14 257V258H13ZM20 257V258H19ZM22 257H25V258H22ZM10 258H12V260L10 259ZM34 258V259H33ZM4 259V260H3ZM16 261H15V260ZM37 259V260H36ZM6 260V261H5ZM25 262H24V261ZM14 261V262H13ZM23 261V262H22ZM18 262V263H19ZM20 264V263H19ZM32 264V263H31Z\"/></svg>","mask_w":264,"mask_h":264}]
</instances>
